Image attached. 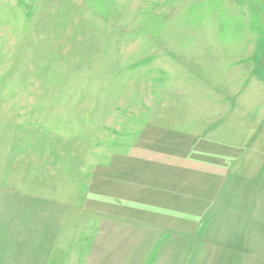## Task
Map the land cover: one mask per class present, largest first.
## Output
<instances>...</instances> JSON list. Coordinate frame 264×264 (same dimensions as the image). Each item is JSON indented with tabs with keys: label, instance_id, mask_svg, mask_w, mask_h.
<instances>
[{
	"label": "rangeland",
	"instance_id": "rangeland-1",
	"mask_svg": "<svg viewBox=\"0 0 264 264\" xmlns=\"http://www.w3.org/2000/svg\"><path fill=\"white\" fill-rule=\"evenodd\" d=\"M140 175L178 180L180 235L224 204L229 264H264V0H0V264H77L96 219L71 214Z\"/></svg>",
	"mask_w": 264,
	"mask_h": 264
},
{
	"label": "crops",
	"instance_id": "crops-1",
	"mask_svg": "<svg viewBox=\"0 0 264 264\" xmlns=\"http://www.w3.org/2000/svg\"><path fill=\"white\" fill-rule=\"evenodd\" d=\"M142 176H137L140 179L135 183L132 182L133 185L125 187L123 193L117 190L114 196L108 195L107 202L110 205L108 210H91L84 207L81 211H74L71 214L72 219H78L75 222L76 230L84 229L83 224L78 225L77 216L81 215L80 219L83 218L82 215L96 219L95 232L88 250L77 264H199L198 259L205 260L202 264H226V262L229 264L228 259L236 257L238 251L234 250L237 249H231L224 244V204L221 211L210 218L208 226L214 227L215 230H210L207 239L198 242L192 237H183L180 233L182 231L190 233L192 228L185 226L182 229L181 218L188 214L190 220L191 214L189 211H180L181 205L179 207L180 201L177 196L183 195L178 180L159 179L157 192H149L144 190L148 182L141 179ZM211 180V186H215L214 183L217 181L212 178ZM94 190L96 194L99 192V189ZM52 217L51 211H29L23 218L27 220L23 225L24 234L19 230L18 234L26 237L25 230L28 229L29 234L26 239L35 241L39 232L41 235L45 232L46 235ZM62 218L64 217H59ZM14 243L11 248L13 264H49L48 255H45L47 246L42 245L41 242L27 244L24 249ZM0 249L4 251V247ZM199 250L206 251L205 258L198 255ZM185 251L184 262L180 263L181 254ZM16 255L25 261L16 262ZM167 259L170 263H166Z\"/></svg>",
	"mask_w": 264,
	"mask_h": 264
}]
</instances>
